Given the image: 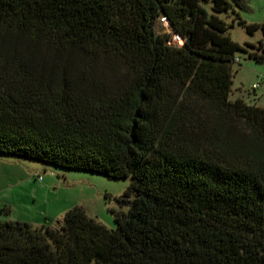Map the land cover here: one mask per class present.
<instances>
[{
	"label": "trees",
	"instance_id": "16d2710c",
	"mask_svg": "<svg viewBox=\"0 0 264 264\" xmlns=\"http://www.w3.org/2000/svg\"><path fill=\"white\" fill-rule=\"evenodd\" d=\"M244 2L0 0V156L129 180L114 229L0 220V264H264V108L230 97L238 53L264 64Z\"/></svg>",
	"mask_w": 264,
	"mask_h": 264
},
{
	"label": "rangeland",
	"instance_id": "374dc122",
	"mask_svg": "<svg viewBox=\"0 0 264 264\" xmlns=\"http://www.w3.org/2000/svg\"><path fill=\"white\" fill-rule=\"evenodd\" d=\"M244 8L240 14L245 21L246 18L263 20L258 16L264 17V0H245ZM156 32L168 33V25L159 20ZM229 33L239 44L262 37L260 31L250 36L237 25ZM237 59L242 66L250 62L264 72V64L253 63L243 53H238ZM238 63L234 65L233 74ZM128 184V179L116 180L101 174L43 165L34 160L0 156V220L25 222L33 228L43 225L56 228L69 209L80 206L87 216L114 229L112 211H127V206L119 205L117 198Z\"/></svg>",
	"mask_w": 264,
	"mask_h": 264
},
{
	"label": "crops",
	"instance_id": "0c3cea01",
	"mask_svg": "<svg viewBox=\"0 0 264 264\" xmlns=\"http://www.w3.org/2000/svg\"><path fill=\"white\" fill-rule=\"evenodd\" d=\"M258 18L262 19L263 16L259 15ZM246 19V22L250 21L248 23H260L257 22L258 20H248V18ZM261 39L262 37H258L253 42L247 41L244 43L256 44ZM233 75L234 78L232 82V93L230 97L232 99L241 98L251 105L264 108V72L257 70L250 62L242 66L240 65L239 60ZM254 85H257V87L252 89Z\"/></svg>",
	"mask_w": 264,
	"mask_h": 264
},
{
	"label": "built area",
	"instance_id": "2783aa9c",
	"mask_svg": "<svg viewBox=\"0 0 264 264\" xmlns=\"http://www.w3.org/2000/svg\"><path fill=\"white\" fill-rule=\"evenodd\" d=\"M160 21H161V22H165V23L167 24L165 18H161ZM167 25H168V24H167ZM172 41H173V42H178L179 44H181V40H180V38H179L178 36H176V35H173V36H172ZM234 62H235V63H238V59L235 58ZM256 87H257V85H254L252 88L255 89Z\"/></svg>",
	"mask_w": 264,
	"mask_h": 264
}]
</instances>
